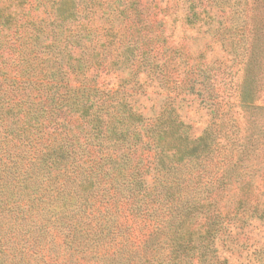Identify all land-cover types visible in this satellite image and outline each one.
<instances>
[{"label":"trees","instance_id":"trees-1","mask_svg":"<svg viewBox=\"0 0 264 264\" xmlns=\"http://www.w3.org/2000/svg\"><path fill=\"white\" fill-rule=\"evenodd\" d=\"M72 37L71 48L88 46V33L76 29ZM132 47L125 51L135 57ZM3 59L0 51V257L27 264H250L247 255L238 257L252 221L264 226V211L246 216L238 213L244 203L235 211L214 203L213 192L231 184L235 165L205 171L216 144L206 131L182 133L178 115L165 118L166 107L157 119L144 115L135 93L120 89L121 81L108 87L88 77L92 66L78 56L60 62L55 84H42L50 88L46 97L14 100L3 91ZM197 164L203 168L193 171ZM5 176L20 197L2 192ZM193 178L198 186L184 191ZM6 213L21 222L5 221ZM141 226V237L133 236ZM254 256L264 264V249Z\"/></svg>","mask_w":264,"mask_h":264},{"label":"rangeland","instance_id":"rangeland-1","mask_svg":"<svg viewBox=\"0 0 264 264\" xmlns=\"http://www.w3.org/2000/svg\"><path fill=\"white\" fill-rule=\"evenodd\" d=\"M76 29L88 33L86 48L69 45ZM128 45L135 57L125 51ZM0 51L7 67L3 91L14 100L46 97L50 88L42 84H55L60 62L74 63L78 56L92 66L88 77L108 87L121 81L120 89L135 93L144 115L157 119L166 107L172 117L165 118L178 115L182 133L206 131L216 144L209 147L205 171L235 165L231 184L213 192L214 203L234 211L244 203L238 213L246 216L264 211V0H0ZM2 180L3 193L20 197L8 176ZM196 186L193 178L182 188ZM144 230L136 227L133 236ZM247 236L238 258L247 255L258 264L254 255L264 249V226L252 221ZM0 258L1 264L28 263Z\"/></svg>","mask_w":264,"mask_h":264}]
</instances>
